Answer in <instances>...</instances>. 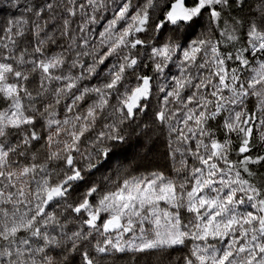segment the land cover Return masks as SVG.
Listing matches in <instances>:
<instances>
[{
	"label": "snow or ice",
	"instance_id": "1",
	"mask_svg": "<svg viewBox=\"0 0 264 264\" xmlns=\"http://www.w3.org/2000/svg\"><path fill=\"white\" fill-rule=\"evenodd\" d=\"M0 264H264V0H0Z\"/></svg>",
	"mask_w": 264,
	"mask_h": 264
}]
</instances>
